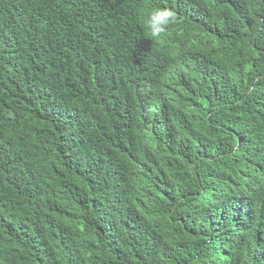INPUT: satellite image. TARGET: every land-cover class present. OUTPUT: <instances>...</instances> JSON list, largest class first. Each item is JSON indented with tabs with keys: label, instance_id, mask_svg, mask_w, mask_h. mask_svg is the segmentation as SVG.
I'll use <instances>...</instances> for the list:
<instances>
[{
	"label": "trees",
	"instance_id": "1",
	"mask_svg": "<svg viewBox=\"0 0 264 264\" xmlns=\"http://www.w3.org/2000/svg\"><path fill=\"white\" fill-rule=\"evenodd\" d=\"M0 264H264V0H0Z\"/></svg>",
	"mask_w": 264,
	"mask_h": 264
},
{
	"label": "clouds",
	"instance_id": "2",
	"mask_svg": "<svg viewBox=\"0 0 264 264\" xmlns=\"http://www.w3.org/2000/svg\"><path fill=\"white\" fill-rule=\"evenodd\" d=\"M178 22V18L172 10L155 8L148 13L145 27L152 38H158L166 32L171 24Z\"/></svg>",
	"mask_w": 264,
	"mask_h": 264
}]
</instances>
